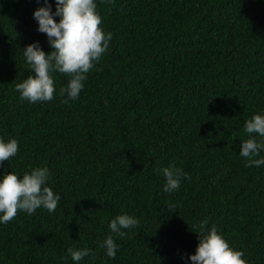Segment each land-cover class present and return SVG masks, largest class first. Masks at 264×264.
Instances as JSON below:
<instances>
[{
    "label": "trees",
    "instance_id": "trees-1",
    "mask_svg": "<svg viewBox=\"0 0 264 264\" xmlns=\"http://www.w3.org/2000/svg\"><path fill=\"white\" fill-rule=\"evenodd\" d=\"M95 3L112 39L79 97L64 103L70 77L53 71V99L30 103L15 85L34 75L25 46L52 51L33 18L44 0H0V139L19 147L0 179L46 167L60 196L55 212L0 223V264H76L69 248L90 251L79 264H191L205 219L264 264V165L239 155L245 122L264 115V0ZM169 166L181 170L171 193ZM119 215L138 220L124 238L109 228ZM109 235L115 258L100 247Z\"/></svg>",
    "mask_w": 264,
    "mask_h": 264
},
{
    "label": "clouds",
    "instance_id": "clouds-1",
    "mask_svg": "<svg viewBox=\"0 0 264 264\" xmlns=\"http://www.w3.org/2000/svg\"><path fill=\"white\" fill-rule=\"evenodd\" d=\"M44 4V7L33 12V18L38 22L37 30L46 34L52 51L45 53L38 42L23 48L26 63L34 75L17 83L15 90L20 94V99L30 103L51 101L56 93L51 75L55 71L70 77L67 85L59 90L61 97H67L63 102L68 103L79 97L86 74L106 52L112 34H106L101 28L102 19L95 0H56L55 12H52L48 0H44ZM54 17H59L58 22ZM244 130L250 136L240 143L239 155L247 160L245 167L264 165V158H256L264 149V143L252 136L258 134L264 137V115H253L245 122ZM18 151L15 139L7 143L0 139V164L16 156ZM159 172L165 179L163 191L171 193L179 189L180 169L169 166ZM48 179L49 170L46 167L25 172L22 178L13 173L4 174L0 179V223H9L20 211L33 214L37 209L44 208L49 213L55 212L60 196L45 186ZM207 224L205 219L197 226L199 243L195 253L188 257L191 264H247L243 252L231 248L216 228L213 226L208 230ZM137 226L138 220L129 215H119L109 224L111 232L120 238L126 235L122 229ZM100 247L106 249L109 258H115L118 246L111 235ZM67 251L76 264L90 254L88 249L69 248Z\"/></svg>",
    "mask_w": 264,
    "mask_h": 264
}]
</instances>
